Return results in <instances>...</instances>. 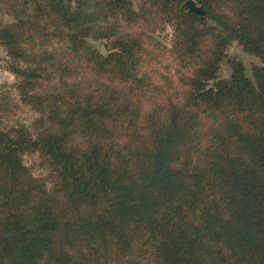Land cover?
Masks as SVG:
<instances>
[{"label":"trees","instance_id":"obj_1","mask_svg":"<svg viewBox=\"0 0 264 264\" xmlns=\"http://www.w3.org/2000/svg\"><path fill=\"white\" fill-rule=\"evenodd\" d=\"M186 1L0 0V264H264V0Z\"/></svg>","mask_w":264,"mask_h":264},{"label":"rangeland","instance_id":"obj_2","mask_svg":"<svg viewBox=\"0 0 264 264\" xmlns=\"http://www.w3.org/2000/svg\"><path fill=\"white\" fill-rule=\"evenodd\" d=\"M183 6L185 5L183 4ZM203 22H205V15ZM153 36L162 44L171 48L174 37L173 26L167 24L163 26V30H158L154 32ZM90 41L100 51L104 53L106 52V47L103 42L93 39ZM226 53L227 56L222 62L219 71L220 78H228L231 75L229 59L235 58L241 60L244 63L247 70V74L250 77H252V67L255 64L260 63V59L257 56L245 51L244 47L241 44H239L237 41H232L229 44V46L226 49ZM16 82H17L16 76L10 69V57L8 55V51L6 47L0 42V88L4 87V89L9 90L12 97L16 98V100H19V95L15 88ZM215 84L216 81L212 80L210 83H208L207 88L214 87ZM36 117L37 114L33 110H31L30 107L28 106L25 107L22 105L19 109H17L16 114L13 115L14 121L12 122H14L15 124L21 122L31 125ZM24 161L31 168V170L35 175L39 177H43L48 180L54 177L53 172L49 169L48 165L45 163V161L40 157L38 153L25 155Z\"/></svg>","mask_w":264,"mask_h":264},{"label":"water","instance_id":"obj_3","mask_svg":"<svg viewBox=\"0 0 264 264\" xmlns=\"http://www.w3.org/2000/svg\"><path fill=\"white\" fill-rule=\"evenodd\" d=\"M184 5L188 7V11L190 13L199 14L202 18V21H204L205 10L201 5L197 4L196 0H187Z\"/></svg>","mask_w":264,"mask_h":264}]
</instances>
